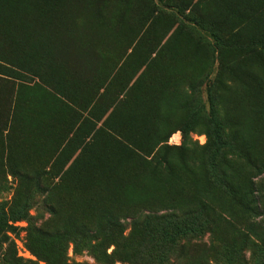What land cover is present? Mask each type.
<instances>
[{"label":"rangeland","instance_id":"1","mask_svg":"<svg viewBox=\"0 0 264 264\" xmlns=\"http://www.w3.org/2000/svg\"><path fill=\"white\" fill-rule=\"evenodd\" d=\"M0 1V215L18 227L0 224V264L15 247L36 264L32 250L66 264H264V216L225 189L255 181L264 205L248 159L264 169V0H199L190 15L179 2L160 27L154 0H49L57 13ZM201 201L213 233L185 215Z\"/></svg>","mask_w":264,"mask_h":264},{"label":"trees","instance_id":"2","mask_svg":"<svg viewBox=\"0 0 264 264\" xmlns=\"http://www.w3.org/2000/svg\"><path fill=\"white\" fill-rule=\"evenodd\" d=\"M46 3H47L46 5L49 7H56L57 9L54 12L57 13L59 9L57 7L58 4L50 5L51 2L49 0H46ZM0 5H2V7H0V24L3 25V23H7L8 21V12H7L8 10L4 2L0 1ZM65 18L63 19V22H66ZM9 37L10 35H8V38ZM0 40H6V35L3 32H0ZM8 60L9 59L0 57V63H6ZM238 63L239 62L236 59L232 61V65H237ZM0 68L2 67L0 66ZM1 75H4V74L0 72V76ZM196 116H197V113H194L191 119L184 124V126L181 129V133L183 135H186L188 133V131L191 128L192 121L195 119ZM248 159H249L250 164H252V167L255 170V172H257V176H256L257 178L261 176L262 174H264V169L261 170L260 167H258V165L252 163V159L250 158V156ZM263 184H264V180L261 181L260 186H263ZM225 189L226 191L229 192L233 205L243 209L248 214H254L258 217L264 216V205L261 201V198H259V195L263 193V190L258 189V184L255 183V181H252L249 187V190L242 191L243 193L240 191L241 189L238 186H236L234 183L233 184L230 183V185H226ZM185 215L186 216L194 215L195 217H199V220L197 221L198 232H200V230H206L210 233H213L219 223V216L217 214L216 208L212 204L206 201H201L191 210H186ZM172 216L174 218H177L176 214H173ZM1 223L5 224L3 228L6 229L7 232H11L12 234L17 235L18 227L9 225L7 221H5L4 223L2 215H0V224ZM229 225L233 229H238L239 227L235 223H232V222H230ZM11 245L15 247V243L12 240H11V243L9 244L7 251H10ZM15 248H14V251H15ZM192 250H194L193 247H192ZM14 251L11 250V254L6 255V257L3 259L4 264H23L24 262L28 264H36L34 261H30V260L24 261V259L18 257L16 254V251L15 252ZM32 252L36 256L39 262H44L45 264H66L61 259H55L49 256H42L37 251H33V250ZM105 256L108 258L111 257L107 254Z\"/></svg>","mask_w":264,"mask_h":264},{"label":"crops","instance_id":"3","mask_svg":"<svg viewBox=\"0 0 264 264\" xmlns=\"http://www.w3.org/2000/svg\"><path fill=\"white\" fill-rule=\"evenodd\" d=\"M193 1L191 4L189 2ZM182 3L185 6V15H190L192 13H197L199 11V8L201 7L199 0H154V27H160L165 25L166 22L172 21L174 22V14L175 11L178 10V6L176 3ZM198 2L197 5H194ZM203 1L202 3H204ZM201 3V4H202ZM185 15H180L184 21L188 24L190 27H199L200 19L194 18L193 19H187L184 18ZM168 25V26H172ZM80 100H86L85 96H80ZM65 102H68L65 97L62 98ZM74 108V105H73ZM79 115L88 116L89 113L91 114V109L89 110V107H80L78 108Z\"/></svg>","mask_w":264,"mask_h":264}]
</instances>
